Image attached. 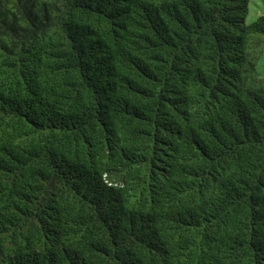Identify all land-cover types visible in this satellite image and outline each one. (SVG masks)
Returning <instances> with one entry per match:
<instances>
[{
	"label": "trees",
	"instance_id": "trees-1",
	"mask_svg": "<svg viewBox=\"0 0 264 264\" xmlns=\"http://www.w3.org/2000/svg\"><path fill=\"white\" fill-rule=\"evenodd\" d=\"M249 2L0 0V264H264Z\"/></svg>",
	"mask_w": 264,
	"mask_h": 264
},
{
	"label": "rangeland",
	"instance_id": "rangeland-1",
	"mask_svg": "<svg viewBox=\"0 0 264 264\" xmlns=\"http://www.w3.org/2000/svg\"><path fill=\"white\" fill-rule=\"evenodd\" d=\"M264 13V0H250L246 23H252L259 15ZM258 71L264 76V47L263 53L257 63Z\"/></svg>",
	"mask_w": 264,
	"mask_h": 264
}]
</instances>
